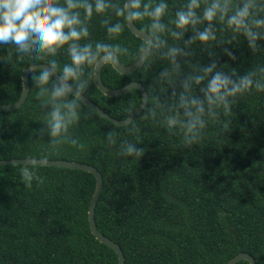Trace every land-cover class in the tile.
Segmentation results:
<instances>
[{"label":"trees","instance_id":"trees-1","mask_svg":"<svg viewBox=\"0 0 264 264\" xmlns=\"http://www.w3.org/2000/svg\"><path fill=\"white\" fill-rule=\"evenodd\" d=\"M186 2L166 0L168 8L161 17L166 31L160 36L167 43L153 49L136 71L121 73L111 62L103 67L102 79L109 88L134 80L146 87L149 102L130 124L118 125L69 94L65 99L75 102L78 118L69 126L68 135L77 144L63 142L59 150L50 151L57 147L49 143L46 134L50 105L31 79L40 71L36 70L30 75L26 102L15 111L0 113V160L46 154L48 160L68 159L96 166L105 180L96 207L97 225L121 245L126 264H226L243 252L252 255L257 264H264V89L255 87L256 82L264 84V40L252 51L242 34L233 33L219 19L212 22L215 40L186 44L192 28L174 40L169 35V30L175 29L172 20ZM205 2L201 0V8ZM238 3L231 0L232 7ZM106 19L112 24L121 18L111 10L94 13L86 21L89 36L85 39L119 45L124 51L117 54L118 59L124 65L134 63L145 40L127 22L119 34L109 36L103 23ZM135 23L150 33L148 18ZM206 23L195 27L202 30ZM173 45L186 53L177 55L178 72L162 55ZM225 48L231 56L224 53ZM49 60L56 61L58 71L71 62L66 48L43 59L19 61L0 45V105L20 99L26 68L48 64ZM212 60L218 70L233 78L254 73V84L228 98V111L213 106L215 115H211L206 110L205 126L195 140L185 143L183 127L169 129L164 118L177 111L181 80ZM95 65L84 67L81 79L85 83L79 90L113 117H128L142 102V91L134 88L106 95L96 85ZM165 70L170 72L168 81L159 75ZM56 80L50 77L47 86ZM69 83L77 88L75 82ZM204 83L194 85L190 94L201 96L199 89ZM41 128H45L43 135L37 131ZM109 134L114 143L107 142ZM127 143L143 149L142 155L120 156L119 150ZM21 166L0 165V264H119L116 250L101 242L91 229L89 208L96 175L76 168L37 167L42 182L33 180L26 186L19 176Z\"/></svg>","mask_w":264,"mask_h":264},{"label":"clouds","instance_id":"clouds-1","mask_svg":"<svg viewBox=\"0 0 264 264\" xmlns=\"http://www.w3.org/2000/svg\"><path fill=\"white\" fill-rule=\"evenodd\" d=\"M168 5L166 0H0V45H5L9 52L13 53L17 60L25 61L43 59L44 56L54 55L58 49L66 48L70 63H65L59 70V79L51 87H48L50 77L57 72L55 60H49L48 67H43L38 74L31 76L32 81L40 88V94L47 97L50 110L46 117V134L50 137L49 143L57 147L50 151L59 150L63 142L76 145L77 140L68 135L69 126L78 118L76 104L67 101L69 94L78 95L69 81L75 82L77 89L84 87L81 75L84 67L98 62H115L117 54L124 51L119 45L87 41L89 29L86 21L92 18L94 13H105L111 10L118 19L109 24L106 19V32L109 36L119 34L124 22H134L148 18L150 20V39L145 41L140 59L149 57L153 49H159L167 42L161 38L160 33L166 31V25L161 22ZM197 9H200L198 12ZM264 11V0H239L232 7L231 0H206L201 8V0H187L182 8L175 11L172 23L174 30H169V35L174 40H180L184 32L193 29V35L186 44L192 41H200L206 44L216 39L213 21H223L233 33L242 34L247 40V46L256 51L261 46L258 41L264 40V15L258 12ZM83 13V18H81ZM206 23L203 29L195 26ZM235 38V37H233ZM81 41H84L83 43ZM224 53L231 56L225 48ZM173 65V71L178 72L180 64L177 55H186L184 49L177 46H169L162 53ZM264 71V69H262ZM254 73L233 78L224 71L216 68V61L198 66L196 71L187 74L181 80V91L176 103L177 111L164 118L166 126L171 129L181 126L185 132V143H191L198 136L199 129L205 126L203 114L207 111L215 115L211 109L213 106H222L224 111L229 109V97L240 94L253 86ZM160 78L164 81L170 79V72H161ZM201 96L190 94L194 85H200ZM257 89H264V84L255 83ZM173 96L177 93L173 91ZM207 105V109H206ZM182 109L180 113L178 110ZM183 117V118H181ZM227 127V125H225ZM41 135L45 134V128L37 130ZM109 144L114 143L111 134L107 137ZM83 147V145H79ZM143 149L135 147L132 143L125 144L118 152L120 156H141ZM46 154L38 158L27 157L19 167L18 172L21 181L26 186H31L33 180L42 182V177L36 174L37 167L48 164Z\"/></svg>","mask_w":264,"mask_h":264},{"label":"water","instance_id":"water-1","mask_svg":"<svg viewBox=\"0 0 264 264\" xmlns=\"http://www.w3.org/2000/svg\"><path fill=\"white\" fill-rule=\"evenodd\" d=\"M128 26L130 29L139 37L143 38L145 41L150 39L151 34H149L146 31L141 30L140 28L137 27L135 21L128 23ZM146 59L141 61L140 57L132 64L129 65H124L118 58L115 62H111L112 65L121 73L127 74V73H132L136 71L143 63L145 62ZM106 63L104 62H98L95 65V82L96 85L106 94L109 96H116L123 94L125 92H128L131 89L138 88L142 91L143 93V100L142 102L137 106V108L126 118L124 119H118L116 117H113L111 114H109L107 111H105L103 108H101L97 103H95L93 100H91L87 95H85L83 92H81L79 89L76 87H73L74 91H78V95H76L78 98H80L82 101H84L87 105L90 107L94 108L97 112H99L102 116L105 118L111 120L112 122L118 124V125H127L131 123L141 112L143 109H145L149 95L146 91V88L144 87L143 83L140 81L134 80L126 85L112 89L106 86L103 82L102 79V70L103 67ZM49 64H37L33 65L31 67L26 68L23 71L22 74V79H23V93L20 97V99L13 104H8V105H0V113L2 112H7V111H15L19 109L27 100L29 97L30 91H31V80H30V75L36 70H41L43 67H48ZM59 71L54 74V77L58 80L59 79ZM25 159H10V160H0V165H10V164H22ZM45 166H60V167H68V168H76V169H83L89 172H92L96 175L97 178V184H96V189L94 191L92 200H91V205L89 209V219H90V225L93 233L96 235L98 239H100L102 242L110 245L113 247L119 256V264H126V258L125 254L121 248V246L115 242L114 240L110 239L109 237L105 236L101 231L98 229L95 214H96V206L97 202L99 200L100 194L104 188V176L100 172V170L89 163H84V162H79V161H74V160H68V159H57V160H49L48 164ZM241 261H248L250 264H257L255 258L250 255L249 253H240L230 261H228L226 264H237Z\"/></svg>","mask_w":264,"mask_h":264},{"label":"bare ground","instance_id":"bare-ground-1","mask_svg":"<svg viewBox=\"0 0 264 264\" xmlns=\"http://www.w3.org/2000/svg\"><path fill=\"white\" fill-rule=\"evenodd\" d=\"M150 34V33H149ZM118 58V57H117ZM147 59V58H146ZM146 61V60H145ZM145 63V62H144ZM143 63V64H144ZM142 66V65H141ZM140 66V67H141ZM137 81H139V80H137ZM141 82V81H140ZM142 83V82H141ZM144 85V84H143ZM145 87V86H144ZM146 88V87H145ZM147 91V90H146ZM148 93V92H147ZM149 95V94H148ZM148 102H149V98H148ZM148 102H147V104H148ZM147 106V105H146ZM146 108V107H145ZM143 111V110H142ZM124 119V118H123ZM130 124V123H129ZM101 172V171H100ZM105 181V180H104ZM101 195V194H100ZM92 200V199H91ZM98 203V202H97ZM91 205V204H90ZM97 207V206H96ZM90 209V208H89ZM95 218H96V214H95ZM97 222V221H96ZM98 226V225H97ZM99 229V228H98ZM102 233V232H101ZM106 236V235H105ZM111 239V238H110ZM100 240V239H99ZM113 240V239H112ZM101 241V240H100ZM115 241V240H114ZM102 242V241H101ZM116 242V241H115ZM104 243V242H103ZM118 243V242H117ZM119 244V243H118ZM108 245V244H107ZM120 245V244H119ZM110 246V245H109ZM121 246V245H120ZM113 248V247H112ZM122 248V247H121ZM123 250V249H122ZM117 252V251H116ZM124 252V251H123ZM125 258H126V256H125Z\"/></svg>","mask_w":264,"mask_h":264}]
</instances>
